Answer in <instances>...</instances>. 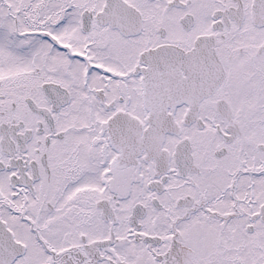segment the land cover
Here are the masks:
<instances>
[{
    "label": "snow or ice",
    "instance_id": "obj_1",
    "mask_svg": "<svg viewBox=\"0 0 264 264\" xmlns=\"http://www.w3.org/2000/svg\"><path fill=\"white\" fill-rule=\"evenodd\" d=\"M0 264H264V0H0Z\"/></svg>",
    "mask_w": 264,
    "mask_h": 264
}]
</instances>
